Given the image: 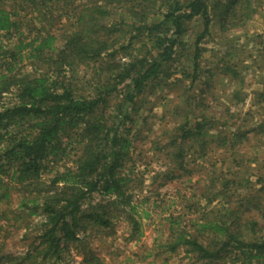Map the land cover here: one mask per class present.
<instances>
[{"label": "trees", "instance_id": "16d2710c", "mask_svg": "<svg viewBox=\"0 0 264 264\" xmlns=\"http://www.w3.org/2000/svg\"><path fill=\"white\" fill-rule=\"evenodd\" d=\"M254 3L0 0V203L6 206L9 190L18 186L21 210L0 207V221L10 225L12 220H25L23 247L18 251L6 248L10 231L0 223V264H74L72 251L82 257L80 264H101L80 233L96 224L111 228L108 205L126 209L129 240L141 234L130 190L134 166L128 165L139 108L136 99L158 80L176 85L190 79L192 85L201 40L215 24L221 31L243 27L255 12ZM195 18L202 29L193 42L194 68L189 74L179 66V52L185 47L186 23ZM119 52L124 60L117 58ZM79 67L92 69L91 75L82 77L89 85L85 92L74 82ZM177 74L180 77L171 80ZM233 95L238 96V90ZM256 97L262 117L230 131L226 127L238 119L237 113H228L223 120L208 119L200 98L193 113L183 114L175 125L169 142L158 148H173L167 151V159L173 160L165 173L168 179L178 176L175 169L186 171L185 142L199 145L201 151L206 142L217 141L235 152L238 142L252 134L251 147L264 152V89ZM65 158L70 163L56 168ZM263 158L255 155L248 160L258 165ZM241 161L242 157L236 162ZM45 172L51 176L45 179ZM218 180L219 194L240 185L222 175ZM263 180L259 173L256 181ZM214 208L211 217L190 218L188 225L182 224L181 214H170L169 236L160 247L192 253L195 261L189 264H264V234L258 221L249 217L242 221L225 202ZM31 216L39 217L34 226L26 222Z\"/></svg>", "mask_w": 264, "mask_h": 264}, {"label": "rangeland", "instance_id": "374dc122", "mask_svg": "<svg viewBox=\"0 0 264 264\" xmlns=\"http://www.w3.org/2000/svg\"><path fill=\"white\" fill-rule=\"evenodd\" d=\"M254 5L255 12L243 27L221 31L215 24L211 34L201 40L202 51L197 61L198 68L195 69L196 80L192 85L190 79H183L176 85L158 80V84L148 85L136 99L139 108L128 165L134 166L130 190L134 192L135 216L140 221L141 234L129 240L131 226L126 219V209L108 205L107 216L112 227L96 224L88 227L85 233H80L101 259V264H189L195 261L194 255L187 254L183 248L165 252L160 247L169 236L166 218L170 214H181L182 224L188 225L190 218L195 219L202 214L211 217L215 210L211 208L218 207L221 202L238 212L242 221L246 217L257 220L264 234V180L256 181L259 173L264 176V158L261 162L258 160V165L248 160L255 155L264 157V152L259 147H251L254 142L252 134L249 140L238 142L235 152L217 141L206 142L201 151L199 145L193 144L191 147L185 142L186 171L175 169L178 176L172 179H168L165 173L173 163V160L167 159V151L173 148L158 149L169 142V136L175 132L174 127L182 121L183 114H192V108L202 97L200 108L205 109L208 119L221 117L223 120L228 113H237L238 119L234 123V119L230 120L232 124L226 127L228 131L241 124L245 125L243 127L250 126L262 117V109L256 103V93L264 89V0H255ZM201 29V20L195 18L186 23V31L182 35L185 47L179 52V66L189 74L194 68L191 58L193 42ZM12 42L9 40L10 44ZM122 56L123 53L119 52L117 58ZM81 68L74 74V82L78 87L83 86L85 92L89 90V85L82 77L91 75L92 69L82 71ZM230 69L235 71L234 75L229 72ZM178 77L179 74L171 80ZM202 88L205 90L202 91ZM235 90H238V96L233 95ZM114 97L115 94L111 100H115ZM4 100L8 101L9 96L6 95ZM187 101L190 104H185ZM195 113H198L197 109ZM241 157L242 161L238 164L236 161ZM65 163H70L69 158L56 164V168ZM49 164L52 166L53 162ZM221 175L234 178L240 185L230 188L226 194L216 193ZM43 176L46 179L51 174L45 172ZM246 178L247 182L244 181ZM11 184L15 185L14 182ZM19 197L18 186H15L9 190L8 204L5 206L2 202L0 207L20 212L17 207ZM96 201L97 197L93 199V202ZM11 214L7 212L8 217ZM23 215L26 216L27 212ZM38 220L36 216L26 217V222H32L33 226ZM24 222L15 223L12 220L7 225L4 220L0 221L5 225L4 229L10 231L5 242L7 249H22L21 235L24 229L21 226ZM206 238L204 236L203 241L207 242ZM71 254L74 264H80L82 257L74 251Z\"/></svg>", "mask_w": 264, "mask_h": 264}]
</instances>
